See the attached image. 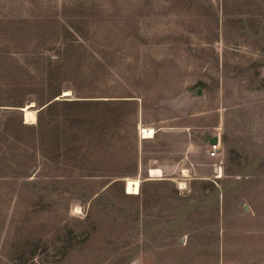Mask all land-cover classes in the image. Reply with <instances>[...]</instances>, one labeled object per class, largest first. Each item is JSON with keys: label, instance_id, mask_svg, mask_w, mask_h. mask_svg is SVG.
<instances>
[{"label": "rangeland", "instance_id": "rangeland-1", "mask_svg": "<svg viewBox=\"0 0 264 264\" xmlns=\"http://www.w3.org/2000/svg\"><path fill=\"white\" fill-rule=\"evenodd\" d=\"M0 264H264V0H0Z\"/></svg>", "mask_w": 264, "mask_h": 264}, {"label": "crops", "instance_id": "crops-1", "mask_svg": "<svg viewBox=\"0 0 264 264\" xmlns=\"http://www.w3.org/2000/svg\"><path fill=\"white\" fill-rule=\"evenodd\" d=\"M155 130V135L158 134L160 138L168 143L171 152L176 153L177 155L180 154V163L183 170L186 165L183 164L184 160L189 159L191 162L189 165L190 169L197 174L204 176L214 172L217 177H220L218 174L222 171L223 167L219 168L218 166L217 168L218 161L215 162L217 157L210 154V148L213 145L210 143V138L212 136L209 137L208 147H202L201 139L193 140L192 132H190V129L187 126H160L156 127ZM197 151H201L199 157L193 156ZM187 168L188 167L186 166V169Z\"/></svg>", "mask_w": 264, "mask_h": 264}, {"label": "bare ground", "instance_id": "bare-ground-1", "mask_svg": "<svg viewBox=\"0 0 264 264\" xmlns=\"http://www.w3.org/2000/svg\"><path fill=\"white\" fill-rule=\"evenodd\" d=\"M23 109L25 112L26 121L33 122V123L37 121L36 111L32 110L30 105L24 106ZM141 131H142V134L145 138L154 137L155 132H156V130L152 127L151 128L141 127ZM155 172H156V170L153 169L152 173L155 174ZM180 183H181V185H185V182H180ZM140 186H141V180L138 177L137 178H131L128 180V189L130 192L135 193V194L139 193L140 192Z\"/></svg>", "mask_w": 264, "mask_h": 264}, {"label": "built area", "instance_id": "built-area-1", "mask_svg": "<svg viewBox=\"0 0 264 264\" xmlns=\"http://www.w3.org/2000/svg\"><path fill=\"white\" fill-rule=\"evenodd\" d=\"M219 136V141H218V143H216V144H213L212 145V148L210 149V154L212 155V156H214V157H217V158H219V156H220V146H221V141H220V135H218ZM218 165H217V168H218V166H219V168H221L222 167V165H221V161L219 162L218 161V163H217Z\"/></svg>", "mask_w": 264, "mask_h": 264}, {"label": "water", "instance_id": "water-1", "mask_svg": "<svg viewBox=\"0 0 264 264\" xmlns=\"http://www.w3.org/2000/svg\"><path fill=\"white\" fill-rule=\"evenodd\" d=\"M198 93L199 94H201L202 93V90L201 89H199L198 90ZM24 110V109H23ZM218 141H219V136L216 134V135H213L211 138H210V143L211 144H216V143H218Z\"/></svg>", "mask_w": 264, "mask_h": 264}, {"label": "trees", "instance_id": "trees-1", "mask_svg": "<svg viewBox=\"0 0 264 264\" xmlns=\"http://www.w3.org/2000/svg\"><path fill=\"white\" fill-rule=\"evenodd\" d=\"M124 100H130V99H124ZM65 101H66V100H65ZM126 102H128V101H126ZM51 104H52V103H51ZM51 104H50L51 107H53L54 105H57V104H54V103H53L52 105H51ZM66 104H67V103H66ZM136 111H137V109H136ZM40 120H41V119H40ZM24 126H28V125L24 124ZM134 159L138 162V151L135 152V154H134Z\"/></svg>", "mask_w": 264, "mask_h": 264}]
</instances>
